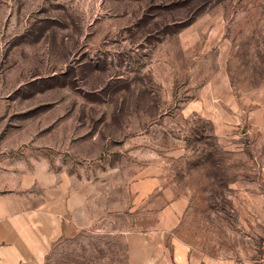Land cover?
I'll return each instance as SVG.
<instances>
[{
	"label": "rangeland",
	"instance_id": "374dc122",
	"mask_svg": "<svg viewBox=\"0 0 264 264\" xmlns=\"http://www.w3.org/2000/svg\"><path fill=\"white\" fill-rule=\"evenodd\" d=\"M0 190L86 202L43 264H129L110 231L171 197L206 262L264 264V0H0Z\"/></svg>",
	"mask_w": 264,
	"mask_h": 264
},
{
	"label": "crops",
	"instance_id": "0c3cea01",
	"mask_svg": "<svg viewBox=\"0 0 264 264\" xmlns=\"http://www.w3.org/2000/svg\"><path fill=\"white\" fill-rule=\"evenodd\" d=\"M152 183L148 179V185ZM52 191L35 201L29 194L0 190V264H43L55 239L65 230L82 226L86 202L78 203L73 197L65 200L60 191ZM185 206V200L171 197L158 215L153 212L147 230L110 231L117 237L127 236L129 264H210L177 230Z\"/></svg>",
	"mask_w": 264,
	"mask_h": 264
},
{
	"label": "built area",
	"instance_id": "2783aa9c",
	"mask_svg": "<svg viewBox=\"0 0 264 264\" xmlns=\"http://www.w3.org/2000/svg\"><path fill=\"white\" fill-rule=\"evenodd\" d=\"M262 260H263V262H264V254H263V259H262Z\"/></svg>",
	"mask_w": 264,
	"mask_h": 264
}]
</instances>
